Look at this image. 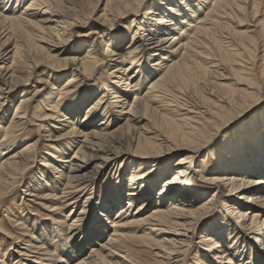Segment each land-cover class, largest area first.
<instances>
[{"label":"bare ground","instance_id":"6f19581e","mask_svg":"<svg viewBox=\"0 0 264 264\" xmlns=\"http://www.w3.org/2000/svg\"><path fill=\"white\" fill-rule=\"evenodd\" d=\"M100 1H98L99 4ZM145 1L105 0V6L101 11L102 15L98 17L103 24H101V27L90 28L86 34V36L94 35L96 37V40L92 42L93 45H88L90 44L88 41H82L79 45L77 44L78 46H73V51L70 50L67 53L68 49L66 45L73 38L72 31L91 22L95 10L93 3L91 5L92 12L87 17L76 11V9H73L74 0H0V130L3 133V142H5V144L0 145V205L10 190H13L22 183L26 172H28L32 163L40 155L35 152L37 147H39V143H41L40 140L26 141L21 148L15 150L18 144L17 136L25 129L29 121V99L22 97V100L12 105V113H10L11 92L19 86L29 84L31 78L37 75L39 70L43 72V81H47L52 87L47 99L49 102L51 101L49 104L52 107L51 112H53L52 114L37 115L42 120L40 129H46V126L43 124L47 118H62V120L57 121L61 122L59 124H62L61 129H59L61 132L58 136L53 135L51 130L47 131L49 133V140L55 138L56 142H60L73 135L76 138V142L71 147L77 146L75 153L73 152L74 155L68 158H65L63 155L59 157L61 153L57 151V146H55V152H53L51 157L55 158V156H58L56 158H59L58 162L60 164L52 165L50 163L52 161L48 158L43 160L44 162L42 163L45 168L51 167L53 174H57L58 178L63 177V181L61 182L63 187H61V193L57 192L58 194L55 193V190L43 191L41 199L59 202L65 201L64 203L67 204L65 206V215H63L65 220H63L62 224L52 221L51 225H47L45 229L39 232L38 237L35 236V239L30 238L26 242L28 243V248L25 252L21 251L19 253L15 248L13 249L15 253L12 250V254H9L5 260H0V264H142L135 261L132 257L134 255L139 256L143 252L141 250L143 247L147 248V250H155L156 258L154 264H174V262L177 264L180 262L178 254L182 255L185 248L191 243L188 233L197 225L198 220L206 217L209 212L208 205L214 199L215 201L216 199L221 201L219 196H215L216 198L212 197L211 200L209 199V202L207 201L208 203L200 204L201 206L190 203L192 198L190 194L187 195L185 193L191 188L187 186V183L189 184L191 180L190 175H188L190 169L184 167V164H186L185 160L181 159L176 166L180 163L183 165L180 168L175 167L178 171H175L174 176L169 180H165L161 188L156 192L154 191V193H157V201L155 200V203L154 201L152 202L153 194L150 189L146 188L142 182L136 181L135 175L130 177V182H127L128 186H125L126 188L124 186L120 187V184L124 181H122L120 176L117 177L116 180L121 183H119L116 195H111L110 192H107L105 195L107 198L104 197L105 199L100 206L98 207L97 202L93 207L89 218L90 224L82 228L77 238L79 240L76 241L72 237V234H74L73 227L79 226L80 221H83L80 215H76V209H78L76 207L81 204L80 201L84 197L88 201L92 199V193L89 192L98 173L101 169L105 168L107 163L116 164L119 157L124 154L140 159H147L152 155L165 154L170 151L169 149V151L164 150L166 148L165 143L170 141H174L177 145L190 147V149L192 147L201 148V146L197 145L196 147L194 144L195 141L199 142V136L203 137V141L206 140L204 139L206 138L204 129L196 132L197 138L191 137L189 134L182 136V132L179 131L176 123L163 119L166 118L167 112H164L165 116L161 118L163 121H166V123L164 122L166 126L164 128L165 131L162 130V133L164 131L165 135L157 134L156 131L152 132L151 130L149 132V129L145 130L142 127L143 125L141 126L145 122L147 115L150 117V119L148 118L149 121L144 124V126L147 124V127L154 118V115L157 116L160 109L153 105H155L161 93L173 96L174 93L172 95V92L178 87L180 89L183 88L184 91L190 88L191 91V88L193 89L194 87L195 89L197 86L199 87L203 77L205 80L209 76L210 67L208 65H205L206 67L203 66L206 64L204 59V64L201 60H198L206 54L205 52V54L202 53L201 48L206 49V52H210V54L205 56H209L210 62L220 57V62L216 63L220 67L226 63L229 67L231 66L232 70V65L238 66L239 64L237 63L240 61L243 64H247V62L244 63L242 61L244 56L254 57L258 47L261 44L264 46L263 23L262 28L258 31L256 29L249 31L250 29L247 28L249 30L246 32L236 31L234 33V37H238L243 45L241 49L239 48V44V47L234 46L236 49L233 47L235 50L231 48L230 52H222L221 48L219 49L221 47L218 46L219 44L212 48V42L218 43L215 39L219 33H217V29L223 30L226 28V26L222 25V22L220 23L219 18L226 15L229 16L228 12H230L229 10L237 0H152L147 8L145 18L143 20L136 21L137 19H134L132 21V27L134 26L135 29L132 28L127 33L131 39L128 45L125 46V35L113 36L115 33L114 28L109 31L107 27H104L108 25L115 27L118 26L120 20H124L128 16H137L142 10ZM98 3L95 5L98 6ZM239 9H241L242 14H247L245 7L239 5ZM252 9H254L255 14L258 13L256 7ZM237 14L239 13L237 12ZM243 19L240 22L245 23ZM209 21L213 22V24L215 23L212 28L208 27L209 24L207 23ZM224 24H226V21ZM190 27L195 28L191 30L189 29ZM141 30H143V35L137 38ZM229 34L231 35V32ZM256 34H259V36H256ZM260 36L261 41L257 39ZM218 37L221 38L222 35ZM231 37H227V39L230 40L231 44H234V37ZM94 43L102 45L104 48L103 54L109 55L112 59L110 65H108V68H110L108 76L114 82L108 88L102 86L93 95L81 94L78 96V99H72L70 103L64 106V102L71 99L69 96L73 92V88L76 87L74 84L76 77L67 74L59 77L55 70L63 69L66 70V73L68 69L77 63V71H81L79 75H86L82 78L83 82L88 81L90 77L95 76L97 70L101 67V62H103L101 58L103 54L100 53V50ZM164 43L171 44L163 46ZM10 47H12L11 50ZM7 49L8 51H6ZM77 49L78 51H76ZM81 50H85L83 55L79 54ZM72 52L74 54H71ZM146 53L149 57L148 60H156L152 65L155 68L148 63L144 65L140 62L141 57L146 55ZM216 63L213 65H216ZM212 67L214 66H211V70ZM238 73L237 70V73H235L236 77L242 75L240 72L241 74L238 76ZM144 80L150 85L145 94L146 90L143 92L141 83ZM245 81L250 82L251 80L246 79ZM228 89L230 88L228 87ZM237 89L232 88L230 93L232 95H240L241 99L237 101L234 98L236 96L233 95V97L231 95L233 97L230 100L232 110L227 113L225 111L227 107L219 105L217 113L214 112L216 113V122L218 119H221L219 123L225 122L223 127L233 123V114L243 107L251 97H254V92L252 93L247 90L244 92L243 89ZM37 92L38 94L41 93L40 90ZM224 92H226V89ZM96 94H100V96H97L98 98L91 103L92 98ZM110 96L111 103H108ZM132 96H134L133 100ZM57 97L58 100L56 99ZM160 102L158 100V104ZM175 103L177 104V100ZM175 103L174 107L176 106ZM253 108L251 107V109ZM118 109H121V112ZM185 109L187 110L186 107ZM202 109L204 110L203 107ZM182 110L184 109L182 108ZM114 113H117L120 118H115L113 122ZM8 116L9 119H7ZM243 119L238 124L244 123L250 118L245 119L244 117ZM102 120L107 122H102ZM118 121L125 122L117 130L109 131L112 123L114 124ZM210 126L213 125L211 124ZM136 129L138 131L137 136L134 137L135 139L133 136L129 137L130 135H135ZM198 129L194 127L192 130L195 133V130ZM237 130L239 131L240 128ZM116 133L120 134L116 135ZM252 133H254V136L257 135L255 132ZM248 140L251 144L250 138ZM250 144L246 143L244 147L237 148L240 150L235 156L239 158H231L229 164L231 167H228V169L222 168V163L217 161L215 165L220 166L219 168L214 167V173L199 172L201 183L210 187L213 185L218 186L222 182L231 188V194L235 196L233 199L232 197L226 200L223 199L224 202L222 203L225 206L229 204L232 211H229L225 215V219L223 218L222 220V226H219L215 222L211 229L201 234V245L205 247L203 251L210 253H203L202 259H205L204 263H206L208 256L212 255L215 259L213 264H241L236 260V256L241 252L238 245L241 241L239 236H242V239L247 237L254 240L252 252L250 253L252 262L250 263L259 264L258 262L262 261L264 264V253H261L264 251V141L258 137L252 144V146H256L254 152L259 155L257 157L251 155ZM32 155H34V158ZM78 157H81L82 160ZM242 157L246 159H240ZM75 160H81L80 162H83V164L78 165L74 163L72 165L73 162H76ZM251 160L253 162L259 160L260 164L257 165ZM61 169L63 172L60 171ZM190 171V174L198 175L197 171H192V169ZM42 181L44 180L42 179ZM46 184L48 185L49 183ZM57 184L55 183V185ZM35 186L41 187L42 185L38 184ZM35 186L31 188L35 189ZM31 188L24 187V192H31ZM125 190L129 193H124ZM32 193L27 194V196H36L34 192ZM137 193H141L142 195L138 194L139 198H136ZM191 195L193 194L191 193ZM141 196L145 197L143 201V197L141 198ZM150 199L154 203L152 204L154 208H152V211H148L149 214H141V209H146L145 206H148ZM120 204H124V206L119 208ZM133 204L137 205V207H133ZM82 208L83 210H80L79 213L84 212L85 207L83 206ZM116 208H119V210L117 211L115 221H112L110 216L113 215L112 212ZM135 208L136 210H134ZM96 209L97 211H95ZM129 213L133 214L131 219L125 216ZM226 219H229V221L230 219L235 220V224L228 222ZM109 222L112 224L109 227L111 231L106 230V225ZM58 224L60 227L64 224L66 231L62 230L63 227L60 229L57 226ZM251 228H254L252 233H250ZM218 230L225 232L220 233ZM139 232H143V234ZM235 232L237 233L234 235ZM135 241L139 244H133ZM17 242L19 243V240ZM245 244L243 243V245ZM180 245L181 250H179ZM88 247L90 249L85 254ZM21 248L18 247V249ZM254 248L255 257L253 258ZM245 252L246 248L242 252V255H245ZM24 256H29L28 259L34 261H25ZM4 257H6V254ZM248 259L246 256L243 260Z\"/></svg>","mask_w":264,"mask_h":264},{"label":"rangeland","instance_id":"374dc122","mask_svg":"<svg viewBox=\"0 0 264 264\" xmlns=\"http://www.w3.org/2000/svg\"><path fill=\"white\" fill-rule=\"evenodd\" d=\"M98 1L99 0H94V1H92V0H74L73 9H76V11L82 13L84 16L88 17L90 15L89 13L92 12V9H91L92 3L95 6V10L93 12L94 14L92 15L91 22L89 24L86 23L84 26L79 27V28L77 27L72 31L73 38L66 45V48L68 49L67 53H69L70 50L73 51V46L74 45L76 46L77 44L79 45V43H82V41H88L90 43L88 45H93V43H92L93 40L94 41L96 40V37H94V35L86 36V34H87V32H89L90 28L99 27V26L101 27V24H103L101 19H99L98 17L102 15L101 11L103 10V8L105 6V0H101L100 4L98 3ZM151 2H152V0H146L143 3L142 10L140 11L139 14H137V16H134V15H132V17L128 16L126 19L120 20L118 23V26L110 27L108 25V26H105L104 28L107 27V29L109 31H111V29L114 28L115 33L113 34V36H115V35L118 36L120 34L125 35L124 37H126V41L124 42V44H125V46L128 45L131 38L128 37L127 33L129 31H131L132 28L135 29L134 26L132 27V24H133L132 21L134 19H137L136 21L141 20V19L143 20L145 18V15H146L147 8L151 4ZM96 3H98L99 5L98 6L95 5ZM239 5L246 8L245 12H247V14L245 12H244L245 14H242L241 9H239ZM250 7H251V9H250ZM253 7L254 8L256 7L258 9L257 14H255L254 9H252ZM247 10H249V11H247ZM229 11H230V12H228L229 16L226 15L225 17L219 18L220 23L222 22V25L226 26V28L223 30L217 29V33L218 32L219 33L217 34L215 39L218 43L212 42V48L219 44L218 46H221V47H219V49L221 48L222 52H230L232 49L235 50L236 49L235 47L236 46L239 47V45H240V47H239L240 49H241V46L243 48L241 41H239L240 39L238 37L237 38L234 37V35H235L234 33H236V31L246 32L249 29H250L249 31L255 30V29L258 31V30H260V28H262L261 26L264 23V0H259V1L258 0H248V1L247 0H237L232 5V7ZM239 11H241V12H239ZM237 12L239 14H237ZM201 15H204V14H201ZM253 16H255V17H253ZM242 17L243 18L245 17L246 19L245 18L243 19ZM241 18L243 20H245V23L240 22L242 20ZM252 19L254 20L253 21L254 23L252 22ZM223 20H224V22H223ZM219 21H217V22H219ZM225 21H226V24H224ZM207 24H209L208 27L212 28L215 23L213 24V22L209 21V23H207ZM192 28H195V27H190L189 29L193 30ZM247 28H249V29H247ZM178 32H179V30H178ZM230 32H231V35L229 34ZM232 33H233V35H232ZM142 35H143V30H141L139 32L137 38L141 37ZM166 35H170V34H166ZM220 35H222L221 38L218 37ZM224 36L225 37L226 36L227 37L232 36L231 38L234 37L233 38L234 44H231L230 40L227 39V37L225 39ZM256 36H259V34L258 35L256 34ZM223 38H224V40H222ZM257 39H259L261 41V36L257 37ZM97 40H99V39L97 38ZM142 40L144 41V39H142ZM220 40H222V41L220 42ZM154 42H156V41H154ZM94 44L100 50V53L103 54L104 53L103 46L100 44L97 45L96 43H94ZM170 44L164 43L163 46H169ZM263 47H264L263 44H261V46L258 47V49L255 51L254 57L247 56L248 57V59H247V57L244 56V59L242 61H244V63L247 62V64H243L240 61L239 63H237L240 66L239 65L238 66L232 65L233 71L230 68L231 66L229 67L228 65H226V63L223 64L224 66H222V67H220L219 64L216 63V62H220V60H221L220 57H218L219 59L216 58L217 60L215 59V60H212L213 62L212 61L210 62L209 56L205 57V56H207V54H210V52H208V51L206 52V49L204 50V48H201L202 53L205 52L206 54L205 53H204L205 55L202 54L204 57L202 56L203 58H199L198 60L199 61L201 60L202 63L205 60L204 62L206 64L203 63L204 65L203 64L202 65L203 66L208 65L210 67V70H209L210 74H208L209 76L207 78H205V80H204V77H203V79H201V82L204 80L202 82L203 83L202 86H201V82H200L199 87L197 86L195 89L193 87V89L191 88V91H190V88H188L187 91L186 90L184 91L183 88L180 89L178 87V88L174 89L175 90L174 92H172V95L174 93L175 96L174 95L168 96L164 93H161L160 97L157 99V102H155V105H153V106L156 108L158 107L160 109V110L158 109L159 110L158 114L163 109L161 111V113H163V114L160 113L159 114L160 116L158 114H157V116H155L153 114L154 118L151 120V122L149 124L150 126L148 125V127H147V124L145 125L147 127V129L144 126V124H145V122H148L150 119V117L148 115L146 116L145 122L141 124V126L143 125L142 126L143 129H145V130L149 129L148 130L149 132H151V131L155 132L156 131L157 134L160 133L161 135H163V134L165 135L164 128H166V126H165L164 122L166 123V121H163V119L164 120L168 119V120H170V122H174L177 124L176 126L179 128V131L182 132V134H181L182 136L189 134L191 137H194V138L198 137L196 132L204 129V133L206 134V138H204V139H206V140L203 141L202 140L203 137L199 136V138H198L199 142L195 141V144H194V146L197 147V145H199V146H201V148L199 149V148L192 147L190 149V147H187L184 145H177V143H175L174 141H170L168 143H165L166 148L164 150L165 151L170 150L169 152H166L165 154L152 155L147 159L135 158V157L130 156L128 154H124L121 157H119L118 161H116L117 162L116 164L110 163V162L107 163L105 165L104 169H101L99 173L97 172L98 176L95 178L94 184H93V186L89 192V193H92V195H91L92 199L88 201V199L84 197V199L82 201H80L81 204L78 207H76V208H78V209H76V215L77 216L80 215L82 217L83 221H80L79 226L73 227L74 228V230H73L74 234H72L73 239H76V241H78L79 239L77 240V238H78L79 233L82 230V228L89 226V224H90L89 218H90V215L92 214L91 212H92L95 204L98 202V207H99L100 204L105 199L104 197L107 198V196H105L107 194V192L108 193L110 192L111 195H116V191L119 188V183H121V182H118L116 180L117 177L120 176V178H122V181H124V182H122V184H120V187L121 186H124V187L128 186L127 182L128 183L130 182V177H133V175H135L136 181L142 182L146 188L150 189V191L154 195V197L152 195L153 200L150 199L148 206H145L146 209H144V210L141 209V212H140L141 214L146 215V214H149L148 211H152V208H154L152 204L155 203V200L157 201V195H156L157 193H154V191L156 192L158 189H160L161 185L164 183L165 180H169L172 176H174L175 171L176 172L178 171L175 167L180 168L183 165L180 163L178 166H176L178 161L181 159H184L185 163H186V164H184L185 165L184 167L189 168L190 170L192 169V171L194 170V171L198 172V175L193 174V173H192L193 174L192 175V174H190L191 171L190 170L188 171L189 172L188 175H190L191 180H190L189 184L187 183V186L191 187V188H189L188 191L185 193L187 195L190 194V197L192 198L190 203H192V204L195 203V205L199 206L200 204L202 205L204 203H208L212 199V197L216 198L215 196H219V198H221L220 199L221 201H219L217 199L215 201V199H214V201L208 205V207H209L208 211L209 212L207 213L206 217L204 219L198 220L197 225H195L194 228L191 230V232L188 233V237H190L189 239H190L191 243L185 248L182 255L178 254L180 262H178L177 264H213L215 262V259L212 257V255H209L206 263H204L205 259H202L203 253H208V254H210V253L203 251L205 249V247L203 245H201L200 237L204 231L211 229L212 225L215 222H217L219 226H222L223 218L225 217V215H227V213L229 211L230 212L232 211L230 209L229 204H227L225 206V204L222 203V202H224L223 199L226 200V199L231 198V197L233 199V197H235V196L233 194H231V188L226 186L222 182L219 183L218 186L213 185L210 187H209V185L201 183L199 172L203 171V172H206L208 174H210L211 172L214 173V171H213L214 167L219 168V166H220V165H215V162H217V161L222 163L221 167L224 169H228V167H231V165H229L230 159L233 157L235 159L239 158V157L235 156L237 154V152L240 150L237 148L244 147V144H246V143L250 144L248 138H250V141H251V144H250L251 155H255L256 157L259 156L254 152V148H256V146H252V144L258 137L263 139V141H264V60H263L264 48ZM11 49H12V47H10V50ZM166 49H168V48H166ZM221 50H220V52H221ZM6 51H8V49ZM76 51H78V49ZM84 51L85 50H81V53H79V54L83 55ZM71 54H74V53L72 52ZM220 54H218V55H220ZM200 57H201V55H200ZM101 58L103 61V62H101V67H99L95 76L90 77L89 80L86 82H83V79H82L83 76H86V75L81 76V74L79 75V73H81V71L80 72L77 71V69H78L77 63L74 64L72 66V68L68 69L66 73H65L66 70H63V69L62 70H59V69L55 70V71H57V74L59 75V77H63L66 74L69 76L72 75V76L76 77L74 79V81H75L74 84L76 87L73 88V90H72L73 92L69 96V98H71V99L69 101L64 102V104H63L64 106L66 104L70 103L72 99L73 100L78 99V96L81 94L93 95V94L97 93L102 86L108 88L109 86L112 85L114 80L109 78V76H108L109 71H110V68H108V65H110V61L112 59L109 57V55H104V54L101 56ZM148 58H149L148 54L146 53V55L141 57L140 62L144 65L148 63V64H150V66H152L156 62V60H152V59L148 60ZM256 60H258V61H256ZM215 63L218 67L216 65H213ZM240 63H242V64H240ZM211 66H214V67H212V70H211ZM227 67H229V68H227ZM243 67H245V68H243ZM153 68H155V67H153ZM219 68H221V69H219ZM73 69H75V71H73ZM235 69H237L239 72L238 76L241 73L244 76L240 75L239 77H236L235 73H237V70H235ZM242 70H244V71H242ZM211 71H212V74H211ZM77 72H78V74H77ZM38 74H39V76H37ZM38 74L34 75L31 78L29 84L19 86L16 90L12 91L10 94V99H11L10 113H12V111H11V109L13 108L12 105L17 104L19 102V100H22V97L28 98L29 104H30L29 121L26 124L25 129L17 136L18 144H17V147L15 148V150H17L18 148H21L24 145V143L26 141H29V140H34V141L40 140L41 143H39V147H37V150L35 151V152H37V154H40V155L37 157L35 162L32 163L31 168L28 170V172H26L24 179L22 180V183L20 184L21 186L18 185V187L14 188L13 190H10L0 205V260H2V259L5 260L9 254H12V252L15 253V251L13 250L15 248H16L15 250H18L19 253L21 251L25 252L28 248L27 247L28 243H26V242L29 241L30 238L35 239V236L38 237L39 232H41L42 229H45V227L47 225H51L52 221H56L57 223L62 224L63 220H65L63 218V215H65L64 213L66 211L65 206L67 205L66 203H64L65 201L59 202V201L41 199L42 198L41 194L43 193V191H48V190L54 191L55 190V193H57L58 191H59V193H61L60 192L62 190L61 187H63V184L61 183L63 181V179H62L63 177L58 178L57 174L56 175L53 174V170L51 169V167L45 168L42 165V163L44 162L43 160L48 158L52 161V162H50L52 165L53 164H55V165L60 164V162H58L59 158H56L58 156L53 155V156H55V158L51 157L53 152H55L54 151L55 146H57L56 147L58 149L57 151H60V153H61L59 155V157L63 155L65 158H68V157H71V155H74L77 146L74 145L71 147V145L74 142H76V138L73 135H71L72 137L69 136L68 139H63L60 142H56L54 140L55 138H52V140H49V137H48L49 133H47V131L51 130L53 135L58 136L59 133L61 132V130H59V129H61L62 124H59L61 122H57V121L62 120V118L57 119L55 117L54 118L49 117V118H47V120H44L45 123L43 125L46 126V129H43V128H41L42 130L40 129V125H42L41 124L42 120L40 118H38L37 115H44L45 113L46 114H49V113L52 114L53 112H51L52 107H50L51 105L49 104L51 101L49 102L47 99L48 95L51 93L52 87H51L50 83H47V81L46 82L43 81V79H42L43 72H41L39 70ZM241 76H242V78H241ZM241 79L244 81H242ZM246 79L251 80V81L247 82V81H245ZM210 80H211V82H210ZM39 81H41V82H39ZM141 83L143 86V88H142L143 92L146 90L144 92V94H145L147 92L148 86L150 87V85H148V82L146 80L142 81ZM212 84L213 85L215 84V85L213 86ZM231 86H233V87H231ZM228 87L230 89H228ZM232 88L233 89H237V88L243 89L244 92L246 90L250 91L252 93L254 92V97H251L246 102V104L243 105V107L238 109L233 114V116H232V118L234 119L233 123L228 124V125L223 127L225 122L219 123L221 121V119L220 120L218 119L217 122L215 120V116H216V113L218 110V106L219 105L220 106L224 105V107L226 106L227 110H225V111L227 113H229V111L232 110V105L230 104V100H232L234 96H236L234 98L237 101H239L241 99L240 95L237 96V95L233 94L234 95L233 96L232 93H230ZM38 89L41 91V93L39 92L40 94H38V92H37V91H39ZM225 89H226V92H224ZM176 90H177V92H176ZM181 91L183 92L184 95L181 94L182 93ZM188 91L190 92L189 94H188ZM227 91H228V93H227ZM179 94H180V96H179ZM165 95H166V97H164ZM224 95H225V97H224ZM231 95L233 97H231ZM97 96L99 97L100 94H98V95L96 94V96L92 98L91 103L95 99L98 98ZM191 96H193V97H191ZM132 97L131 98L133 100L134 96H132ZM171 97L172 98L176 97V98H174L172 100ZM180 97H182V98L180 99ZM207 97H208V99H207ZM109 98H110V100L108 101V103H111V96ZM187 98H189V99H187ZM56 99L58 100V97ZM179 99H180V101H179ZM158 100H159V102L161 100V102L159 104H158ZM176 100H177V104H180V105L177 106V104L175 103ZM236 100H235V102H237ZM189 101H190L191 105H190ZM221 101H222V103H221ZM165 102H167V103H165ZM168 102H169V105H168ZM187 102L189 105L187 104ZM170 103H171V105H170ZM174 103L176 105L175 107H174ZM181 103L182 104L186 103V104L182 105ZM48 104H49V106H48ZM197 105H198V107H197ZM170 106H171V108L173 106V108L171 109ZM188 106H190L191 108L190 107L188 108ZM194 106H196V107H194ZM161 107H162V109H161ZM181 107L184 110H182ZM185 107L187 108V110L185 109ZM202 107L204 108V110L202 109ZM209 107H210V110H209ZM251 107H254V108L251 109ZM164 108H166V109L164 110ZM205 108L207 111L205 110ZM172 110L174 111V113H172L173 112ZM118 111L121 112V109H118ZM118 111H115V112H118ZM164 112L165 113L167 112L166 116H165ZM214 112H216V113H214ZM163 116H165L166 118L161 119ZM244 117H245V119H249V118L250 119L248 121H245L244 123L238 124V122L240 120H242ZM115 118H120V116L117 113H114V116L112 118L113 122L115 121ZM7 119H9V116L7 117ZM102 122H107V121L102 120ZM124 122L125 121H118V122H115L114 124L111 122L112 125H111L109 131L117 130V128H119L120 126H123ZM217 123H218V125H217ZM211 124L213 126H210ZM220 125H222L221 130H220V128H221ZM194 127L199 128L198 130H195V133H194V130H192ZM103 128H105V127H103ZM239 128H240V130L238 131L237 129H239ZM160 129H161V131H160ZM162 130H164L163 133H162ZM219 130H220V132L218 133ZM137 131H138V129H136V131L134 132L135 135H130L129 137L133 136V138H134L135 136H137ZM106 132H108V131H106ZM252 132H255L257 135L254 136V133H252ZM250 133H252V134L250 135ZM118 134H120V133H116V135H118ZM2 136H3V133L0 130V145L5 144V142H3ZM51 144H53V145H51ZM258 148H259V146H258ZM32 156L34 158V155H32ZM33 158H32V161H33ZM78 158L81 159V157H78ZM240 159H246V158L242 157ZM81 160H75L76 162H73L72 165L74 163H76L78 165H82L83 162H80ZM259 160L255 161V162H253L252 160L251 161L253 163H256L257 165H259L260 164ZM60 171L63 172L62 169ZM55 177H57V178H55ZM256 177H259V176H256ZM42 179L44 181H42ZM59 182H60V184H59ZM46 183H49V184L47 185ZM55 183L56 184L58 183V184L55 185ZM38 184H41L42 186L41 187L35 186ZM33 186H35V189L31 188ZM24 187L31 188L32 191L31 192H26V191L24 192ZM32 192H34V195H36V196H34V197L27 196V194H30ZM190 192L193 195H191ZM124 193H129V192L127 190H125ZM138 194L140 195L141 193H137L136 198H139ZM141 198L143 201L145 197L141 196ZM86 199H87V201H86ZM151 200H152V202L154 201V203H152ZM82 204H84V205H82ZM83 206L85 207L84 212L79 213L80 210H83V208H82ZM122 206H124V204H120L119 208ZM133 207H137V205L133 204ZM119 208H116L115 211L112 212L113 215L110 216L112 218V221H115L116 216H117V211L119 210ZM134 210H136V208ZM95 211H97V209ZM115 212H116V214H115ZM132 215H131V213H129L125 216H127L129 219H131ZM259 218H261V217H259ZM226 220L230 223L235 224V220L234 221L231 219H230V221H229V219H226ZM25 224H26V226H25ZM111 225L112 224L109 222L106 225V227H107L106 230L111 231V229H109V227H111ZM57 226H59V224ZM61 227H63L62 228V230L64 229L63 231H66L65 230L66 226L64 224L61 225ZM61 227H60V229H61ZM251 229L252 230L250 231V233H252L254 228H251ZM218 232L221 233V232H225V231L218 230ZM139 233L143 234V232H139ZM236 233L237 232H235L234 235ZM250 237H252V236H250ZM239 238L241 239V241H240V244L238 245V247H240L241 252H239L238 255L236 256V260H238L241 264H252V263H250V262H252V260L250 259V253L252 252L254 240L252 238H247V237L242 239V236H239ZM17 240H19V243L17 242ZM243 243H246V244L243 245ZM21 244H26V245H21ZM133 244L138 245L139 243H137L135 241V243H133ZM18 247H22V248L18 249ZM245 248H246L245 255H242V252L245 250ZM88 249H90V247L87 248V250L85 251V254H87ZM141 250L143 252L139 256L134 255L132 258L135 261H137L138 263L154 264L155 258H156V256H155L156 252H154L155 250H147V248H145V247L141 248ZM179 250H181V245L179 247ZM24 252H22V253H24ZM261 253H264V251H262ZM5 254H6V257L3 258V256ZM26 254H28V253H26ZM241 256H243V257H241ZM246 256L249 259L243 260V259H245ZM172 257H175V256H172ZM254 257H255V248L253 250V258ZM28 258H29V256H24L25 261H29V262L34 261V260H30ZM218 262H219V260H218ZM258 263L263 264L262 261L258 262ZM174 264H176V263L174 262Z\"/></svg>","mask_w":264,"mask_h":264}]
</instances>
